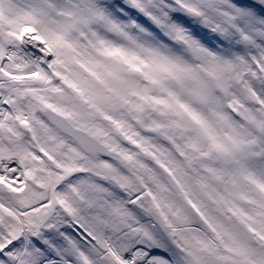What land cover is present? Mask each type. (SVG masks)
Instances as JSON below:
<instances>
[{
	"label": "snow or ice",
	"instance_id": "1",
	"mask_svg": "<svg viewBox=\"0 0 264 264\" xmlns=\"http://www.w3.org/2000/svg\"><path fill=\"white\" fill-rule=\"evenodd\" d=\"M0 264H264V0H0Z\"/></svg>",
	"mask_w": 264,
	"mask_h": 264
}]
</instances>
